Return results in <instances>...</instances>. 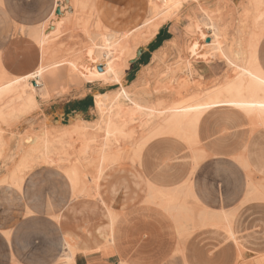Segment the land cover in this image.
<instances>
[{
	"label": "rangeland",
	"instance_id": "rangeland-1",
	"mask_svg": "<svg viewBox=\"0 0 264 264\" xmlns=\"http://www.w3.org/2000/svg\"><path fill=\"white\" fill-rule=\"evenodd\" d=\"M55 1L53 2V11L44 20L45 22L42 21L38 25L36 24L45 15L37 14L34 10L35 8L38 11L42 9L40 7L45 6L44 1H42L43 5L39 2L35 7L33 1L26 0L24 13H19L16 7L13 12H9L11 19L4 21L3 27L0 29V51L5 52L3 67L0 55V90L13 87L19 81L25 79L26 74L24 73L33 68L37 62V52V66H40L41 63L50 58L60 59L69 63L74 62L80 68L86 66L87 61L84 54L91 47L92 42L88 39L79 38L77 34L79 27L90 21V25L91 27L93 25L92 29H94L91 32L98 35H101L108 27L103 25L101 29L96 28V25L93 24L94 22L83 17V15L79 16L77 8H75V4L78 3L76 0H72L69 4H67L68 1L66 0ZM63 1L65 2L64 6L68 5L67 9L71 7L68 11L64 8L67 12L65 10L61 11L63 9ZM90 1L93 3V0L87 2L89 3ZM179 2L181 4L180 8L174 15L167 19L159 20L162 22L160 29H165L168 32L166 36L172 39L169 43L170 45L167 49L154 53L153 61L149 59L150 55L146 52L145 55L147 57L144 58V62L149 61L148 66L143 69L139 65L129 67L130 61L134 60L138 55L136 52L141 51V49H151L147 46L148 36H144L146 30L153 29L154 23H156L154 19L144 24L137 33L128 38L130 50L127 52L123 50L125 53L122 55L121 65H126L123 84L132 85L130 90L136 92L138 99L144 100L145 105L162 109L170 102L201 101L206 95L215 92L224 80L234 76L235 71L233 68L226 66L219 55L210 54L208 58H204L203 56L193 55L188 51L190 43L198 39L196 28L198 23L201 22L204 12L215 18L226 14L224 28L227 31V37H231L227 38L226 44L233 48L241 43V47L246 50V56L251 52H255L258 62L264 71V0H174V3ZM228 3L231 4L229 5ZM12 5L13 2L11 0H4L6 10L11 9ZM82 8L84 7L82 6ZM259 8L261 9L260 11ZM75 10L77 16L75 15ZM90 12L91 7L89 6L88 13ZM57 16L58 18L56 19ZM147 16L148 13L145 19H147ZM248 17L250 18L249 20ZM52 18L63 21L59 30L60 34L58 32L49 42L36 45L28 30L35 28L34 33L41 36L46 32L48 23H50ZM98 20L96 17V21ZM20 24L24 27L23 32L17 30ZM41 25H43V28ZM49 47H52L55 52ZM160 58L162 61H160ZM141 62L139 61V63ZM67 65V63L63 64L46 74L47 84L39 96L38 104L32 105L31 101H29V109L21 118L17 121L0 124V140L3 143L0 152V185L17 187V184H19L17 187L19 188L22 181L33 177L31 171L36 167H49L59 171V175L54 176L50 173H44L40 174V176L48 178L54 176L58 180L64 181V176L68 180L66 173L68 169L77 166L76 169L81 173L79 175L82 179H85V182L91 181L98 167L99 152L102 149V144L105 143L121 147L124 154L122 160L107 164L103 168L102 173L110 165L128 166L140 164L143 149L150 141L156 138L180 141L184 144L186 150L190 151L191 157L193 149H199L200 158L195 165L204 164L205 156L201 143L197 140L198 136H194L192 140L193 146L187 144L184 138L168 134L151 138L142 148L139 158L137 160L132 159L133 152L139 147L143 137L153 131L156 125L161 122V119L157 118L150 125L145 126L143 124L145 121L141 120V116L136 120L127 119L126 121L119 118L117 116L118 105L116 102L119 97L118 86L105 83L99 79L87 78L82 74L79 75L80 73H77L76 69L72 67V70ZM131 70H134L135 79L130 82L129 71ZM138 71L140 72L138 73ZM64 75L66 76L65 80ZM87 91H89L87 97L90 96L92 98H88L90 100L88 101L90 108L83 118L89 123L81 120L71 122L70 113L64 111L66 101L76 103L84 97ZM94 98L95 100L99 98L103 102L101 110L105 114L104 120L98 126L95 125L98 118L95 113V104L93 106ZM129 106L128 102L123 103L124 113L131 111ZM59 111L61 112L60 118L56 114ZM240 115L245 120L251 134L263 128L257 126L252 130L250 121L244 118L242 114ZM32 117H36L37 121L21 134L15 136V132L22 121ZM77 117L79 118L80 115L78 114ZM112 128L113 131H110ZM44 136L52 139L53 146H55L51 151V163L44 161L40 152L41 147L32 145L35 142L34 140ZM14 138L16 139L14 146L8 153ZM246 156L241 154L238 157L245 158ZM195 165H193V170ZM245 170L252 171L251 167H247ZM203 171V173H199V176H205V178L210 180L212 178L210 170L205 169ZM82 172H86V175ZM257 174L262 175V173ZM257 174L249 173L247 190L245 195L243 194L244 197L240 198L241 189L237 190L234 187V185H237L239 175L233 177V187L229 186L230 189H228L229 193H235L233 199L229 196L228 200L219 202L214 197H211V208H222L227 210L228 214L230 212L233 213V239L224 237L222 229L218 227H200L198 214L203 209L210 210L201 201L198 200L196 203L193 199L182 201L191 211L190 220L186 222L188 224H183L187 230L185 231V228H183V232L179 236L180 249L176 253L178 263L175 264H181V261L186 259L183 253H186L193 261V264H264V175ZM208 180L206 184L209 185V188L216 189V180L214 181L213 179L212 183ZM96 197L97 195L92 194L73 196L74 199H94ZM161 200L162 197L158 200L159 203ZM167 200L166 202H168ZM169 200L171 202L169 201L168 203L173 202L170 198ZM229 208H231L230 211ZM216 212L227 214L224 211ZM56 261H58V258Z\"/></svg>",
	"mask_w": 264,
	"mask_h": 264
},
{
	"label": "crops",
	"instance_id": "crops-1",
	"mask_svg": "<svg viewBox=\"0 0 264 264\" xmlns=\"http://www.w3.org/2000/svg\"><path fill=\"white\" fill-rule=\"evenodd\" d=\"M11 1V9L6 10L4 0H0V29L4 21L11 19L9 12H13L15 7L19 13H24L26 0ZM31 1L35 7L39 2H45V6L40 7L42 9L34 10L37 14L45 15L38 25L48 18L54 0ZM87 1L81 0L75 5L79 16L93 19L91 21L95 23L96 18L88 13V7L95 6L100 22L119 32L137 27L145 19L149 8L148 0ZM166 34L165 29H160L147 42L151 49L141 50L129 67L139 65L143 69L148 66L149 61L144 62L147 57L145 53L153 61L154 53L167 49L172 39ZM4 53L0 51L2 67ZM133 71H129L130 82L135 79ZM88 95L89 91L76 103L66 101L64 111L70 113V118L80 115L72 122L81 120L89 123L83 118L90 108L88 98L92 97ZM58 113L61 116V112ZM197 140L201 143L205 159L204 164H197L194 170L193 158L183 143L156 138L143 149L140 164L107 167L98 182L97 193H92L97 195L94 199H74L67 178L64 176V181L58 180L54 176L60 172L49 167L33 169V177L22 181L19 188L1 184L0 264H66L56 261L65 249L64 243L74 254L73 264L178 263L176 253L180 249V233L176 228L178 224L165 209L166 199L179 202L193 199L195 203L199 200L210 209L208 211L229 213L222 208H211V197L219 202L228 200L229 196L233 199L235 193H229L228 189L229 186L233 187L235 175H239V179L234 187L241 189L239 197H244L249 173L264 175V127L251 134L239 113L230 115L220 111L205 115L199 125ZM241 154L249 156L252 171L241 168L236 161ZM205 169L211 172L210 180L199 176ZM44 173L54 176H40ZM188 179H191L189 184L192 185V192H195L194 197L180 201L172 195L173 186ZM213 179L216 180V189L206 184L207 180L212 183ZM154 189L160 193L152 198L150 196ZM159 197H162L160 203ZM185 208L191 211L187 206ZM223 234L229 237L224 231ZM183 254L187 263L193 264L186 253Z\"/></svg>",
	"mask_w": 264,
	"mask_h": 264
},
{
	"label": "bare ground",
	"instance_id": "bare-ground-1",
	"mask_svg": "<svg viewBox=\"0 0 264 264\" xmlns=\"http://www.w3.org/2000/svg\"><path fill=\"white\" fill-rule=\"evenodd\" d=\"M76 1L81 2V0H76ZM54 2L56 1L54 0ZM64 3L65 2L63 1L62 3L63 9L61 11H64L65 9L68 11L71 7L67 9L66 7L68 5L64 6ZM67 4H69V2H67ZM228 4L230 5L231 3ZM180 5H181L180 2L174 3V0H148L149 8L147 11L148 13L147 19L142 21L134 29L128 31L119 32V31H113L108 28L104 30L101 35H98L97 33L91 32V30L94 29H92L93 25L91 27L90 21L88 23L85 22L82 26L79 27L77 34L79 38L88 39L92 42L91 47H89L88 50L86 51V54H84L86 55L85 56L87 61L86 66L84 68H80L77 63L74 62L69 63V62L61 61L60 59L58 60L56 58L47 59L45 62L41 63L40 66L36 65L34 68H32L31 71L26 73L24 80L19 81L13 87H8L6 89L0 90V124L11 121H17L19 118H21L29 109L30 106L29 101H31L32 105L38 104L39 96L42 90L45 89L47 84L46 74L52 69L58 68L59 66H62L63 64L67 63L68 64L67 66L68 67L70 66L71 69L72 67L76 69L77 73H80L79 75L82 74L87 78L89 77L93 79H99L105 83H110L118 86L117 92L119 93V97L117 98L118 101L116 102L118 105L117 116L119 118L124 119L126 121L127 119L136 120L139 116H141V120L143 119L145 121L143 123L145 126L150 125L157 118L161 119V122L156 125L153 131H150L145 136L143 135L144 137L142 139L141 144L133 152L132 159L134 160H137L139 158L142 148L148 143L149 140H151V138L163 134L184 138L187 144L193 146L194 144H192L193 142L192 140L194 136L195 137L198 136L199 125L201 123L202 118L205 115L212 114L215 112L222 111V112H227L230 115H232V113L233 114L240 113L244 116V118H247L250 121V123L252 124V130H254L253 128H256L257 126L264 127V71L262 70L258 62L257 59L258 57L255 52H251L246 56L245 55L246 50L241 47V43H239L237 47H233V48L231 46H228V44H226L227 38H231V37H227V33H226L227 31H225L226 29L224 28L225 27L224 23L226 21V14L221 15L218 18H215L214 16L212 17L211 15L204 12L202 15V20L201 22L198 23L196 28L198 39L190 43L188 47V51L196 56H203L204 58H208L210 54L219 55L221 60L225 62L226 66L232 67L233 70L235 71V74H233L234 76H231V78H227L226 80H224L223 83L219 85L218 89L215 92H213L210 95H206L203 99H201V101H197V102L193 100L185 101V102L175 101V102H170L166 107L162 109H157L155 107H149L145 105L144 100H139L137 97L138 94L136 92H133V90H130V87L132 85L123 84V76L125 74L124 69L126 68V65L125 64H124L125 66L121 65V63H122V55L123 53H125L123 52V50L126 52L130 50L128 46L130 43L128 41V38H131L133 34L137 33L139 29H141V27L144 26V24H147L149 21H151V19H154L156 23H154V27L152 26L153 29L146 30L144 36V37L148 36L149 40L151 41V39H153V37L157 34L158 30L160 29V26L162 25L161 24L162 22H160L159 20L160 19L163 20L165 18L167 19L170 16L174 15V13L178 11V8H180L179 7ZM90 7H91L90 14L95 19L97 17V12L94 8L95 6L90 5ZM260 10L261 9L259 8V11ZM74 12L75 15L77 16L76 10ZM58 16L56 17V19L58 18ZM56 19L55 18L50 19V23H48L46 32L45 33L43 32L44 34H42L41 36H39L37 33L36 34L34 33L35 28L33 30L32 29L28 30L31 36L33 37L36 45L37 44L42 45L46 42H49L58 34L61 28V23L63 21L61 22L60 20H56ZM249 19L250 18L248 17V20ZM94 25H96V28H100V29L103 26L100 20L96 21ZM42 26L43 25H41V27ZM17 30L22 32L24 30V27L20 25L17 28ZM49 48L52 49V47ZM53 51L55 52V50ZM160 61H162V59ZM94 102H95L94 103L95 113L98 118L97 121L95 122L97 124L95 125L98 126L104 120L105 114L101 110L103 106V102L99 100V98H97ZM124 102H128L130 105L129 108L131 109V111L128 113H124L125 110V108H123ZM77 115L75 116V118L74 117L70 118V121L72 122L74 119L78 118ZM57 116L59 118L61 117L59 113L57 114ZM110 131H113V128ZM34 141L35 142L32 145H34L35 147H41L40 152L42 153V157L44 161L50 162L51 151L55 147L53 146L54 144L53 140L44 136L41 138L38 137ZM2 146L3 143L0 140V152ZM121 150H122L121 147H117L115 145L112 146L109 143L102 144V149L100 150L98 157V167L96 169L93 178L92 179L90 178L91 181L85 182L84 181L85 179L84 180L82 179V177L79 175L81 173H79L78 170L76 169L77 166L68 169V171L65 170L67 171L66 172L67 177L71 186V191H72L71 196L77 197L83 194L91 195L93 193V192L91 193V190L94 191V193L95 192L97 193L98 182L100 180L103 168L111 162L122 160V156L124 152L123 150L122 151ZM192 152H193L192 154L193 164L195 165L200 158L199 149H193ZM236 161L239 162L241 168L243 169H246L247 167L248 168L251 167V162L248 155L245 158L237 157ZM194 167H196V165ZM86 172H82V173L86 175ZM190 180L191 179H188V181L182 182L184 183L183 185L182 183H178L173 186L174 191L172 192L173 193L172 195L176 199L180 200L188 197H194L195 192L193 193L190 188L191 185L189 184ZM17 185L19 186V184ZM181 185L182 187L179 189V186ZM149 192H153V191H149ZM156 193L157 191L156 189H154V193L150 197L152 198L155 197ZM168 202L167 204L166 203L164 204L166 205L165 209L168 212H170L171 217L176 222V225L178 224L176 226L178 233L183 232V228H185L186 231L187 228L184 227L183 224H186L187 221L189 222L190 211L185 208V206L181 203L182 201L179 202L177 200V201H173L172 203H168ZM165 209L164 211H166ZM198 219L200 221V227H205V226L218 227L222 229L227 234V236L233 239L232 214L215 213L213 211L211 212L206 209H203L198 214ZM64 247L65 249H63L62 253L59 255L58 261L59 262L62 261L66 264H72L74 254L73 252H70L71 250L66 243H64ZM181 264H188L187 260L186 259L182 260Z\"/></svg>",
	"mask_w": 264,
	"mask_h": 264
},
{
	"label": "water",
	"instance_id": "water-1",
	"mask_svg": "<svg viewBox=\"0 0 264 264\" xmlns=\"http://www.w3.org/2000/svg\"><path fill=\"white\" fill-rule=\"evenodd\" d=\"M140 53H141V51H138V56L140 55ZM133 62H134V60L130 61V63H133ZM36 121H37L36 117H32V118L25 119L24 121H22L21 125L17 128V130L15 132V136H18L19 134H21L26 128L30 127ZM15 140H16L15 138L12 140L11 145H10L9 150H8V153L12 150L14 143H15ZM7 156H8V154H7Z\"/></svg>",
	"mask_w": 264,
	"mask_h": 264
}]
</instances>
